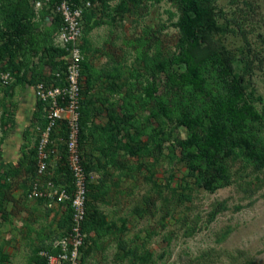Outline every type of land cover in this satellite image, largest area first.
<instances>
[{
    "label": "rangeland",
    "instance_id": "374dc122",
    "mask_svg": "<svg viewBox=\"0 0 264 264\" xmlns=\"http://www.w3.org/2000/svg\"><path fill=\"white\" fill-rule=\"evenodd\" d=\"M213 1L217 11L224 14L215 38L237 56L238 72L243 70L244 57L247 59L249 54L254 59L248 78L264 98V0ZM177 18L176 7L162 2L139 10L138 15L130 14L117 26H98L88 36L90 51L85 54L92 63L94 82L87 100L93 105L96 126L86 142L90 157L106 162L100 153L101 128L108 124L106 107L120 117L134 112L135 119L123 134L160 123L148 118L149 108L144 107L142 93L135 91L139 86L131 76L134 68L142 71L138 62L145 49L139 38L145 37V31L150 33L166 25L160 36L163 49H175L178 30L172 23ZM158 49H152L149 55L155 56ZM116 63L122 66L124 76L119 81L118 93L113 94L107 91L105 74ZM126 78H130V83ZM32 96L33 88L28 85L17 88L13 97L3 92L0 95V174L22 162L23 150L28 153L35 147V133L30 141L25 135L34 114ZM132 96L134 107L128 104ZM163 96L162 92L158 94L162 99ZM98 109H103V113H98ZM175 136L185 138L188 131L182 128ZM180 156L179 150L175 159H171L168 150L162 158H134L121 152L122 165L110 164L106 176L103 171L97 172L99 185L105 182L107 189L96 207L106 215L112 230L105 237H96V243L88 244L90 252L84 264H128V259L121 260L122 240L128 248L138 245L141 252H151L154 258L149 264H264V170L256 173L241 161H229L231 184L210 192L187 178L188 170L178 160ZM129 170L132 171L127 175ZM28 176L23 167L10 178L7 195L0 194V264H33L35 249L45 242L56 243L62 233L59 222L65 217L64 209L28 200L24 188ZM221 204L224 211L210 222V214ZM47 208L56 210L51 212ZM122 223L126 224L123 233L118 229Z\"/></svg>",
    "mask_w": 264,
    "mask_h": 264
},
{
    "label": "trees",
    "instance_id": "16d2710c",
    "mask_svg": "<svg viewBox=\"0 0 264 264\" xmlns=\"http://www.w3.org/2000/svg\"><path fill=\"white\" fill-rule=\"evenodd\" d=\"M60 1L0 0V74L10 73L14 78L6 85L0 81V95L3 92L5 96L13 97L17 88L28 85L35 89L41 82L53 83L57 79L56 73L66 67L64 61L66 52L56 46L55 42L64 24L57 12ZM74 1L77 3L89 1L93 5L91 9L85 10L82 22L84 28L82 47L86 53L90 51L88 36L98 26H117L118 22H123L130 14L138 15L139 10L149 9L150 6L162 2L174 5L178 13L176 22L172 23L178 30L175 49H163L160 36L167 29L166 25H161L150 33L145 31V37L139 38L145 49L138 62L142 64L140 66L142 71L134 68V74L131 76L139 86L135 91L142 93L143 105L149 108L148 118L159 120L160 123L156 127L141 126L134 133L123 134L125 127L135 119L134 112L129 111L120 117L114 109L106 107L109 109L108 124L101 128L103 134L100 138L103 145L100 153L102 158H106L105 163H102V159L96 160L87 153L86 142L93 131L92 127L96 126L93 105L87 100L94 76L92 63L85 54L82 63L85 82L82 92L84 98L81 108L80 142L89 180L84 224V231L90 235L87 238L88 244L91 241L93 244L96 243V237H105L112 230L107 224L106 215L96 207V203L106 194L107 185L105 182H101L100 185L99 182H92L90 175L103 171L106 176L105 172L108 171L110 164L122 165L119 159L121 152L134 158H162L165 150H168L171 159H175V153L179 150L181 156L178 160L186 166L187 178H192L198 186L210 192H216L231 184L229 161H241L246 167H252L256 173L264 170V98L257 94L251 78H248L252 74L254 59L248 54L247 59L243 58L242 72L236 70L237 56L219 44L215 38L217 32L221 30L219 19L224 14L217 11L213 0ZM113 3H117L116 6H113ZM48 17H52L50 26H46ZM237 27L241 28L239 25ZM244 38L249 44L248 37ZM155 48H159V51L152 57L149 53ZM121 68L122 66L116 63L113 70L105 74L107 91L110 93H118L119 81L124 76ZM126 80L130 83V78ZM133 87L135 88V85ZM160 92L165 98L158 97ZM133 99L132 96L128 102L131 107H134ZM260 105L262 108H259ZM43 107L44 103L36 99L34 116L25 131L28 140H31L35 133V147L28 153L23 150L22 162L0 174L2 196L7 195L10 189V178L17 176L23 167H26L29 176L24 188L25 197L28 198L30 184L37 177L38 128L46 125ZM98 113H103V109H98ZM1 118L3 125H6L4 116ZM182 128L188 131V136L185 138L175 136ZM60 133L64 137L66 129L63 127ZM144 137L146 140H143ZM167 143H170L169 146ZM64 162L55 169V180L57 184L66 185L71 193L72 178ZM130 171L132 170H129L127 175H130ZM37 201L40 204L49 203L46 199ZM224 209V204L219 205L210 214L209 221L213 222ZM64 213L65 217L59 222L62 227L59 238L65 236L70 229L73 210L69 207ZM122 224L118 229L123 233L126 224ZM53 246L54 244L45 242L36 248L32 257L34 264H45L46 258L41 257L40 252L48 251L49 254H55ZM88 247L81 249V264H84L85 257L90 252ZM119 247L124 251L121 260L128 259V264H149L154 258L149 251L141 252L138 245L128 248L124 240L119 242ZM163 257L164 254L160 258Z\"/></svg>",
    "mask_w": 264,
    "mask_h": 264
},
{
    "label": "built area",
    "instance_id": "2783aa9c",
    "mask_svg": "<svg viewBox=\"0 0 264 264\" xmlns=\"http://www.w3.org/2000/svg\"><path fill=\"white\" fill-rule=\"evenodd\" d=\"M40 6V3H38ZM92 3L74 0H61L57 12L63 19V27L57 35L56 46L66 52V67L56 73L53 83H39L34 89L37 101L44 103V127H39V139L36 153L37 177L31 182L28 199L49 201L48 206H61L73 210L70 229L66 235L54 243L55 254L41 251L46 258L45 264H81V249L87 246L90 236L84 231L86 204L88 201V176L84 167L81 147V108L83 102L82 63L83 25L85 10L91 9ZM10 73H1L3 85L13 81ZM58 83V84H56ZM66 134L61 135L62 128ZM66 160H63V159ZM65 164L72 178L73 189L70 193L64 184H57L55 169L60 163ZM90 180L98 182L97 174L90 175Z\"/></svg>",
    "mask_w": 264,
    "mask_h": 264
},
{
    "label": "crops",
    "instance_id": "0c3cea01",
    "mask_svg": "<svg viewBox=\"0 0 264 264\" xmlns=\"http://www.w3.org/2000/svg\"><path fill=\"white\" fill-rule=\"evenodd\" d=\"M40 6H37V8H39ZM51 22H52V17H48L47 19H46V26H50L51 25ZM44 29L45 28H47V27H43ZM34 60H36V59H34ZM46 72H47V70H46ZM33 88V87H32ZM33 99H32V102H33V107H34V112L33 113H35V109H36V98H35V95H34V88H33ZM33 116H34V114H33ZM31 121V120H30ZM28 199V198H27ZM29 200V199H28ZM30 201H35V200H30ZM37 203H38V201H36ZM41 204H45V203H41ZM46 204H48V203H46ZM54 208H57V209H60V206H55ZM54 208H51V209H48L49 211H54V210H56V209H54ZM52 209H54V210H52ZM88 247V244H87V246H86V248ZM33 264H34V262H33Z\"/></svg>",
    "mask_w": 264,
    "mask_h": 264
}]
</instances>
